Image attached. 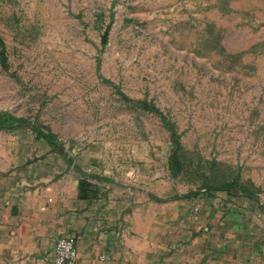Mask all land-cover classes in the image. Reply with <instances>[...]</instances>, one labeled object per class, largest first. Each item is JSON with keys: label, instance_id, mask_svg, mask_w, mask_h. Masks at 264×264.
<instances>
[{"label": "rangeland", "instance_id": "1", "mask_svg": "<svg viewBox=\"0 0 264 264\" xmlns=\"http://www.w3.org/2000/svg\"><path fill=\"white\" fill-rule=\"evenodd\" d=\"M0 35V117L31 121L0 173L39 129L155 197L264 195V0H0Z\"/></svg>", "mask_w": 264, "mask_h": 264}, {"label": "crops", "instance_id": "2", "mask_svg": "<svg viewBox=\"0 0 264 264\" xmlns=\"http://www.w3.org/2000/svg\"><path fill=\"white\" fill-rule=\"evenodd\" d=\"M38 137H17L0 173V264H55L61 237L75 264H264V195L155 197L145 174L118 184Z\"/></svg>", "mask_w": 264, "mask_h": 264}, {"label": "trees", "instance_id": "3", "mask_svg": "<svg viewBox=\"0 0 264 264\" xmlns=\"http://www.w3.org/2000/svg\"><path fill=\"white\" fill-rule=\"evenodd\" d=\"M0 42L3 47L0 52V58H1V63L3 67L5 68L7 66L8 58H7V54L5 51V43L1 35H0ZM24 124L30 125L31 121L28 118H20V117H14V116L0 117V128H15V127H20ZM36 131L38 132L39 137L45 138L54 148L58 149L59 151H63V149L61 148L62 146L60 145V143L56 140V138L53 135H47L46 133L40 131L39 129H37ZM85 185H86V182L84 180H81L80 182L81 189ZM223 189L230 190V191L235 190L232 187V184L226 185Z\"/></svg>", "mask_w": 264, "mask_h": 264}, {"label": "built area", "instance_id": "4", "mask_svg": "<svg viewBox=\"0 0 264 264\" xmlns=\"http://www.w3.org/2000/svg\"><path fill=\"white\" fill-rule=\"evenodd\" d=\"M54 251L55 264H75L79 257L75 240L71 237H61Z\"/></svg>", "mask_w": 264, "mask_h": 264}]
</instances>
